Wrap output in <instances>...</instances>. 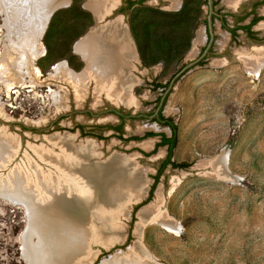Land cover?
Wrapping results in <instances>:
<instances>
[{
  "label": "rangeland",
  "instance_id": "obj_1",
  "mask_svg": "<svg viewBox=\"0 0 264 264\" xmlns=\"http://www.w3.org/2000/svg\"><path fill=\"white\" fill-rule=\"evenodd\" d=\"M35 1L30 0L28 6L29 11L33 10L32 17H23L13 1L0 3L3 7L1 11L0 5V132L4 131V135L13 139V144H18V153L13 154L16 160L1 164L8 165L6 169H0L6 170L2 177L14 169L31 172L30 175L36 170L53 174L56 172L53 165L65 155L72 154L76 157L73 161L80 163L83 161L81 153L89 152L92 162L97 156L96 161L107 163L115 154H121L126 156L123 159L135 174L143 175L150 193L154 176L168 151L166 145L155 148L161 139L158 134L164 130L171 135L169 126L143 115L128 117L123 137L107 130L103 138L84 135L78 126L118 123L120 118L112 111L114 108L127 114H151L167 88H153L152 80L168 84L186 64L198 58L207 43L204 18L208 7L205 0H187L202 20L182 59L162 61L149 67L142 61L132 27L156 21L153 27L169 30L170 22L165 21L168 17L164 13L178 11L181 6L174 7L173 1L178 4L180 0H147L143 6L135 5L127 15L124 14L122 22L138 57L134 59L131 71L135 83L123 87L128 89L133 103H126L124 99L117 102L106 92L97 95L96 83L92 81L87 84L84 96L79 95L76 86L61 75H54L53 67L63 62L77 73L87 70V61L76 50V45L78 41H86L96 25L93 0H70L66 5L59 4L63 6L54 12L50 21L44 2L40 5ZM121 1L117 0L115 6L119 7ZM184 2L181 0L180 5ZM217 7L237 10L230 0H218ZM259 13L264 15V5ZM118 15L117 10L108 20L114 22ZM17 20L22 38L23 32L27 33L31 26L30 32H35L38 38L36 45L40 47L41 42L45 46L43 57L31 59L41 70L34 86L29 83L31 77L28 74L24 84L16 81L17 69L5 62L7 56L11 59L17 56L18 49L22 50L21 45L16 52L11 49L12 44L21 43L19 40L12 43V23ZM45 20L47 26L41 34ZM229 20L231 23L232 18ZM102 24L106 26L110 22L104 19ZM215 30L214 51L204 64L197 63L178 79L163 104L164 115L174 118L177 124L173 160L190 165L188 168L169 165L147 203L144 202L149 193L142 203L133 202L125 211L122 205L128 202L127 197L122 196L116 206H106L97 199L88 207V213L91 210V215L98 216L99 220L102 218L99 225L103 224L102 230L104 225L107 229L95 234L96 229H89L94 223L88 221V236L86 234L85 243L75 253V259H71L72 264H101L103 260L108 264L118 252V260L122 262L135 259L139 263L137 257L148 255L157 264H264V66L253 75L244 63V58L261 55L264 39L252 42L241 33L240 41L232 43L219 19L215 20ZM254 30L264 38V20L259 21ZM55 92L58 98L65 96L62 107L55 101ZM148 132L156 135L146 136ZM134 136L140 139H130ZM63 140H69L73 146L65 147ZM223 157L225 165L215 164ZM53 187L62 188L61 185ZM80 197L92 198L93 193ZM100 203L105 208L99 213ZM147 204H153L149 214L151 219L137 231L138 211ZM93 206L96 211H92ZM162 212L164 214L160 215ZM159 215V219L165 216L178 223L180 232L152 221ZM103 218H107V222ZM27 221L23 205L0 197V264H26L22 245ZM136 246L147 255H142Z\"/></svg>",
  "mask_w": 264,
  "mask_h": 264
},
{
  "label": "bare ground",
  "instance_id": "obj_2",
  "mask_svg": "<svg viewBox=\"0 0 264 264\" xmlns=\"http://www.w3.org/2000/svg\"><path fill=\"white\" fill-rule=\"evenodd\" d=\"M5 1H13L15 6L22 11L23 17L33 16V10H28V6L31 5L30 0H0V3H5ZM69 1L36 0L35 3L41 5L44 2L45 4L43 3V5L47 6L46 14L51 16L59 4H65ZM230 2L235 4L239 0H230ZM116 3L117 0H93L92 2V7L101 24L95 29V32L89 33L88 41L81 40L76 45V50L87 61V70L77 73L63 62L53 67L56 72L54 75H61L62 79L65 78L69 83L76 86L79 95L85 94L84 90H86L87 84L92 81L96 83L95 91L97 95L106 92L111 99L117 102L124 99L126 103H133L128 89L123 87H128L127 85L131 86L135 83L131 72L134 67V59H138L135 47L129 40L128 31L126 27L124 28L125 25H123L121 20L123 19L122 17L114 22L112 21L113 23L110 22L109 25L105 26L102 24V21L106 18L108 12L115 7ZM2 4H0L1 11H3ZM1 11L0 13H2ZM18 21L15 22L17 24L12 23V32H14L12 34V43L16 40L21 41V43L17 45V41L16 44L11 45V49L16 52L19 48L18 46L21 45L22 50L18 49L17 56L13 55L14 57H11V59L7 56L5 62L11 68L17 69L16 81L24 84L25 77L28 74L31 77L29 83L34 86L37 77L41 76V70L31 59L43 57L46 54L45 46L41 42L39 43L40 47L36 45L35 39L38 38L35 36V32H30L33 30L31 26H29L27 33L23 32L22 38ZM46 26L47 20H45L41 32ZM20 51L23 53H20ZM260 52L261 55L259 57L244 58V63L250 74L257 75L261 67L264 66V48ZM21 59L24 60L20 62L19 60ZM25 62L27 63L26 65H24ZM56 95L57 92L54 93L55 101L57 104H61L60 106L62 107L66 102L65 96L58 98ZM4 134V131L0 132V169H6L8 165L2 166L1 164L6 165L8 161H14L15 155L13 154L18 153V151L16 152L18 144H13V139ZM63 142L65 147L71 148L73 146L69 140H63ZM14 147V150L8 151ZM88 154L89 152L81 153L83 161H80V163L79 161H73L76 157L72 154L71 156L65 155L61 157L62 159L55 162L58 164L53 165V169L55 168L54 172L56 171L53 174L36 170L34 175H30L31 172L25 173L24 170L14 169L10 170L7 176L2 177L6 170H1L3 174L0 173V197L8 199L14 204L23 205L27 212V228L23 233L22 245V255L26 264H72L71 262L75 259V253L77 254L85 243L86 234L88 236V231L86 230L88 221L94 223V226L92 225L89 229L91 231H93L92 228L96 229L95 234L107 229L106 225H104L103 230L101 229L103 224H101L102 226L99 225L102 222V218L99 220L98 216L91 215V210L88 213L89 206H92L99 198L106 206H116L115 204L119 203L123 196V198L127 197L125 199H128V202L126 201L127 203L122 205V202L125 201L123 200L118 207L122 205L123 211H125L130 208L133 202L145 197L147 182L142 177V174H137V172L135 174L132 171L133 168L126 163V159V161L123 159L126 158L125 155L115 154L112 160L104 163L96 161L95 158L97 156L93 157L92 162ZM45 156L43 154V158L47 159L48 156ZM225 162L226 159L223 157V159L219 158L215 164L225 165ZM58 185H61L62 188L53 187ZM88 193H93V197H80ZM161 196L160 190L158 192L160 201ZM103 203H100L99 213L101 212L100 210L105 208L102 206ZM150 206L153 207V204ZM91 209L92 211L97 210L94 206ZM149 214L150 212L148 211L142 216L139 226L144 224V220ZM163 214V212L160 213V215ZM160 215L157 219H159ZM166 218L161 216L157 221L168 227V229L180 232L179 224ZM103 219L107 222V218ZM136 249L142 255H147V252L142 248L136 246ZM118 254L119 252L113 255L111 262L108 264H157L148 255L146 258L137 257L136 259L139 260V263L135 262V259L132 262H122L123 260H118ZM72 258L73 260H71ZM127 260H130V258ZM107 262V260H103L101 264H107Z\"/></svg>",
  "mask_w": 264,
  "mask_h": 264
},
{
  "label": "trees",
  "instance_id": "obj_3",
  "mask_svg": "<svg viewBox=\"0 0 264 264\" xmlns=\"http://www.w3.org/2000/svg\"><path fill=\"white\" fill-rule=\"evenodd\" d=\"M145 1L146 0H131L128 9L131 10L135 5L143 6ZM164 16L166 18L168 17L165 21L169 20L170 22L169 30H162L153 27V24H155L156 21L144 22L139 25L135 24L132 27L133 32L138 39L139 52L142 61L144 65L148 67L162 61H169L178 58L179 60L182 59L185 52L191 46L194 30L201 22L200 13L193 8V6H190L187 0H185L184 5L180 10L171 13L166 12L164 13ZM200 65H202V62ZM168 84L163 85V83L157 82L154 88L167 87ZM166 124L172 128V135L167 136L165 133H161L163 139L159 145H168V155L158 173L154 176V183L151 187L149 198L144 203H147L152 198L156 184L167 165L170 164L173 168H188L190 165L188 162H176L175 160H172L174 149L177 144V124L174 122L173 118H168ZM116 128L117 130L122 131V125ZM152 135L156 134L154 132H148L146 134V136ZM97 137L103 138L102 136ZM120 137H122V135H120ZM130 139H140V137L134 136ZM138 208L139 205L136 206L135 211H137Z\"/></svg>",
  "mask_w": 264,
  "mask_h": 264
},
{
  "label": "flooded vegetation",
  "instance_id": "obj_4",
  "mask_svg": "<svg viewBox=\"0 0 264 264\" xmlns=\"http://www.w3.org/2000/svg\"><path fill=\"white\" fill-rule=\"evenodd\" d=\"M130 1L131 0H122L121 1V5L117 9L120 14L127 15V13L130 11V9H128V5L130 4ZM240 1L241 0H239V2H237L235 4L231 3L233 6H236V8H237L236 11H231V10H222V9L218 8L217 7L218 0H214V10H215V14H213L214 31L216 32V30H215V20L219 19L220 22H221V27L226 29L229 32L232 43L233 42L238 43V41H240L239 40V36L241 35V33H243L252 42H261L264 38L257 33V30H254V27H255V25H257L259 23V21L264 20V15H261L259 13L261 7L264 5V0H251L249 2H240ZM205 3L207 4V7H208V1L207 0H205ZM238 3H241V4H238ZM183 5L184 4L182 3V5L179 8V10L183 7ZM207 15H208V12H207ZM207 15L204 18L205 19V24H206V33H207L206 34V39H207V43L204 46V48H202V52H201V54L199 56H201L202 53L205 51V49H206V47H207V45L209 43V40H210V32H209V27H208ZM229 17L232 18L231 23H230ZM214 42H215V40H214ZM214 42H213V44H212V46L210 48V52L199 62V64L201 62H202V64H204V62H206V60L209 58L211 53L214 51ZM157 82H158V80H156V79L152 80L151 86L154 88V86H155V84ZM162 96L159 98L158 102L156 103L157 106H156L155 110L151 114H149V115L137 114V115L147 116L148 118H150L149 116L153 115L154 116L153 119L155 121H157L158 123H160V124H162L164 126H169V125L166 124V121H167L168 118H172V117L164 115V113H163V104L164 103L162 104L161 108L158 110V108H159V106L161 104ZM120 112H122V114L116 113V114H118V116L120 118V121L118 123H115V124H113V123L110 124L109 123V124H106V125L94 124L93 126L79 125L78 128H79V130H80V132L82 134H90L92 136L95 135V136H102L103 137L107 130L108 131L112 130L115 135H118V136L122 135V137H123L124 136V128H125L124 127L125 126V120L128 117H130L131 114H129V113L127 114L124 111H120ZM130 118H134V117H130ZM173 120L176 123L174 118H173ZM120 125H122V131H119L116 128V127H118ZM87 128L89 130H87ZM171 131H172V128H171ZM161 133H165L167 136H171L172 135V132H171V135H168V133L166 131H164V130L161 131L158 134V135H160L161 139L159 140V142L156 143L155 148L160 146L159 143L163 139ZM166 146H167V149H168V145H166ZM167 155H168V151H167ZM167 155L162 160L161 165L158 167L157 173H158L159 169L161 168L163 162L166 160ZM172 160H173V158H172ZM169 165H167V167ZM164 172H165V170L163 171V173Z\"/></svg>",
  "mask_w": 264,
  "mask_h": 264
},
{
  "label": "water",
  "instance_id": "obj_5",
  "mask_svg": "<svg viewBox=\"0 0 264 264\" xmlns=\"http://www.w3.org/2000/svg\"><path fill=\"white\" fill-rule=\"evenodd\" d=\"M208 1V15H207V21H208V27H209V32H210V40H209V43H208V45H207V47H206V49H205V51L202 53V55L201 56H199L198 58H196L194 61H191V62H189L188 64H186L180 71H178L175 75H174V77L170 80V82H169V84H168V86H167V88H166V90H165V92H164V94H163V96H162V98H161V104H160V106H159V108H158V110L161 108V106H162V104L164 103V100H165V98L167 97V95L170 93V91L172 90V88L175 86V84H176V82L178 81V79L179 78H181L186 72H188L193 66H195L197 63H199L209 52H210V48H211V46H212V44H213V42H214V40H215V31H214V26H213V14H215V10H214V0H207ZM62 4V3H61ZM66 5V4H65ZM61 6H63V5H59V6H57L55 9H54V11L52 12V14H51V16L54 14V12L56 11V10H58ZM119 7H118V5H116L115 7H113L109 12H108V14H107V16H106V18H105V20H106V22H112L113 21V19L112 20H108V17L109 16H111V15H113V14H115V12L117 11V9H118ZM94 13V12H93ZM51 16H50V18H49V21H50V19H51ZM124 16V14H120V15H118V17H123ZM94 17H95V22H96V25L92 28V30H91V32H93L94 30H95V28L96 27H98L100 24H101V21H99L98 20V18H97V15L94 13ZM115 20V19H114ZM112 111H114L115 113H118V114H122V112H120L118 109H112ZM140 116H142V115H137V114H131L130 115V117H140ZM150 118H153L154 116L152 115V116H149ZM113 159V157H111V159L110 160H112ZM109 161V160H108ZM149 192H148V190L146 191V195L148 194ZM146 197V196H145ZM145 197H143L142 199H140V200H138V201H136L137 203H142L143 201H144V199H145ZM136 202H134V203H136ZM149 204V203H148ZM144 205L141 209H139V211H138V217H139V219H141L142 218V216L143 215H145L146 213H148V211L150 212V209H151V206L150 205ZM149 219H151L150 218V216L149 217H147L144 221L146 222L147 220H148V222H149ZM158 219H155V220H152V221H157ZM140 221V220H139ZM139 222H138V224H137V227H136V230L137 231H140L142 228H143V226H144V224H141L140 226H139ZM136 231V232H137ZM137 234H138V232H137ZM131 247H133V246H131ZM151 257V256H150Z\"/></svg>",
  "mask_w": 264,
  "mask_h": 264
},
{
  "label": "crops",
  "instance_id": "obj_6",
  "mask_svg": "<svg viewBox=\"0 0 264 264\" xmlns=\"http://www.w3.org/2000/svg\"><path fill=\"white\" fill-rule=\"evenodd\" d=\"M180 1H181V0H180ZM180 1H179V3H178V4L174 3L175 1H173V6H174V4H175V6H174V7L181 6V5H180V4H181V3H180ZM118 19H120V17H119V18H117V20H118ZM121 20H122V19H121Z\"/></svg>",
  "mask_w": 264,
  "mask_h": 264
}]
</instances>
